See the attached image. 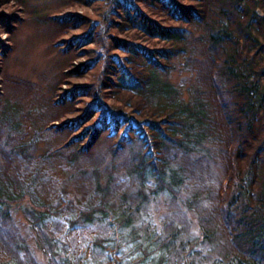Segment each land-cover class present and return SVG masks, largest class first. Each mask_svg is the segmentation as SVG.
<instances>
[{
  "label": "trees",
  "instance_id": "16d2710c",
  "mask_svg": "<svg viewBox=\"0 0 264 264\" xmlns=\"http://www.w3.org/2000/svg\"><path fill=\"white\" fill-rule=\"evenodd\" d=\"M27 1L0 0V83L33 102L0 98V264H264V0ZM21 25L38 81L6 70Z\"/></svg>",
  "mask_w": 264,
  "mask_h": 264
},
{
  "label": "rangeland",
  "instance_id": "374dc122",
  "mask_svg": "<svg viewBox=\"0 0 264 264\" xmlns=\"http://www.w3.org/2000/svg\"><path fill=\"white\" fill-rule=\"evenodd\" d=\"M30 4H23L22 5V12L26 15H29V11L33 10V12L37 14H41L42 12H52L57 9L58 6H61L62 0H28L27 1ZM8 8L0 7V12H5ZM38 33H36V30L31 25H21V27L18 29V31L15 33V36H12V40L14 44L16 45L14 49L12 50L10 54V58H8L7 61V72L11 75L14 74V76L21 77L22 79L25 77V79L31 80V81H38L39 78V71L43 70L44 68H47L50 66V62L52 60V57L54 56V53L48 52L46 50V43L44 42V39H40L38 37ZM0 38L3 40L5 38L4 33L0 31ZM3 80L0 83V95L2 98L1 100L5 99L6 101L11 102L10 104L12 106H15L19 109H25L32 106L33 102L30 101L32 97L26 98V97H20L21 90L19 91L14 86H5L3 84ZM11 106V107H12ZM14 109H12L13 111ZM49 138H53L48 136ZM53 141V139H52ZM45 146V143L43 140L38 141L37 143V150L41 152ZM38 153V152H36ZM58 160H53L49 162L51 166V171L49 172V177L55 176V175H61V172H64V170H61L58 168ZM213 173L216 174L219 173V168L215 165L212 167ZM26 177V176H25ZM51 183H49L50 185ZM53 188V187H51ZM43 190V194H40V197L42 200H46V197H50L51 189ZM45 193V194H44ZM158 208L155 207L154 203H150L151 206V218L154 220L158 219V214H160L163 210H165V207L162 205V202L160 204H157ZM15 216V223L18 225L19 233L25 234L26 231H29V224L24 219V215L20 213V211H17ZM61 220V219H60ZM62 222V221H61ZM48 225H51V223L46 222ZM63 225H66L62 222L61 227ZM194 226V225H193ZM194 228V227H193ZM90 234V233H88ZM87 234V237H88ZM70 235V233H68ZM67 235V236H68ZM86 236V234H85Z\"/></svg>",
  "mask_w": 264,
  "mask_h": 264
}]
</instances>
